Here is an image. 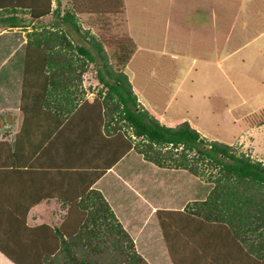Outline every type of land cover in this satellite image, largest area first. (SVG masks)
I'll list each match as a JSON object with an SVG mask.
<instances>
[{"label": "trees", "instance_id": "trees-1", "mask_svg": "<svg viewBox=\"0 0 264 264\" xmlns=\"http://www.w3.org/2000/svg\"><path fill=\"white\" fill-rule=\"evenodd\" d=\"M101 1L66 0L60 8V0H55L51 8L50 0H33L32 4L0 0V28H19L25 36L19 109L24 118L46 114L45 119L51 121L45 136L49 143L42 151L78 122L82 135L94 130L104 140L94 145L88 136L79 137L47 167L57 176L60 189L49 197L65 208L58 224L27 226L26 210L41 198L31 196L27 206L21 207L14 188L0 186V254L12 264H149L101 192L91 187L113 163L133 151L158 168L182 169L212 183L202 200L188 201L178 210L154 211L170 264H264V166L247 154H236L232 145L204 138L186 120L173 125L157 120L172 92V60L164 55L161 62L146 50L135 56L132 47L125 46L130 38H100L105 41L101 43L88 28L83 29L79 15L104 13ZM121 3L118 0L111 13H117ZM241 4V0H213L211 10L192 4L178 11L196 25L206 23L201 20L208 12L212 16L207 17L208 26L212 27L210 18L220 19L222 33L227 23L236 24L230 40L236 49L264 31V0H246L244 16L239 13ZM160 11V20L178 17L172 15L173 10ZM238 14L240 19H236ZM196 43L190 44L204 50ZM102 44L119 50L126 47L124 54L113 58L115 62L131 53L134 58L126 62L128 71L134 69L130 81L107 62ZM96 60L98 85L88 101L81 75ZM32 75L39 77L32 79ZM137 93H143L153 110L142 107ZM15 165L12 161V169H20ZM208 167L214 174H204ZM222 244L224 260H217L213 255Z\"/></svg>", "mask_w": 264, "mask_h": 264}, {"label": "rangeland", "instance_id": "rangeland-1", "mask_svg": "<svg viewBox=\"0 0 264 264\" xmlns=\"http://www.w3.org/2000/svg\"><path fill=\"white\" fill-rule=\"evenodd\" d=\"M245 1L241 0L242 4L239 8V13L242 16H244L242 9ZM60 2L62 8L66 0H60ZM101 3L105 8L104 13L79 15L78 20L83 29L88 28L90 33L94 37L96 36L95 38L99 39L101 43L105 41L100 38L109 40L121 37L130 38L134 44L131 45L129 39L125 46L130 50L132 47V54L135 56H139L146 50L157 59L165 55L172 60V63L169 64L175 70V78L171 83L172 92L167 97L163 113L156 116L158 121L166 125H173L178 121L186 120L204 138L232 145L236 154H247L252 161H257L264 166V31L234 49L230 40L236 30V24L227 23L226 29L222 33V20L215 17L210 18L212 27L208 26L210 23H207V17L211 16L208 12L203 14L202 24L207 23L203 25L200 23V25H196L190 19L187 20L184 14H179L178 10L190 9L192 4H200L204 10H211L213 0H126L118 7L117 13H111V10L117 6L118 0H102ZM53 6H56L55 0H53ZM157 10L164 13L173 10L172 15L178 17L173 18L172 21L170 19L160 20L161 15L159 16ZM239 17L238 14L236 19H240ZM87 24L89 25L87 26ZM15 30H17L16 34H21L19 28ZM18 38L20 37L18 36ZM194 40H197L196 44L203 45L204 50H197L194 45L192 47L190 43ZM207 44L209 50H206ZM101 46L107 62L115 71L119 72L118 75L123 73L130 81L131 70L134 69L128 71L126 62L133 57L131 53L123 60L115 62L113 58L124 54L126 47H121L119 50V47L116 46H106V44ZM168 46L172 53L176 51L183 54H171V51L169 52L166 48ZM172 46L175 47L171 48ZM20 49L18 47V53ZM17 54L13 56L16 60ZM159 60L162 62V59ZM12 63L16 64V61L14 60ZM97 66L96 60L94 64H89L87 70L81 75V87L88 101H91L93 96V92L89 93L88 91L95 90L98 85V79L95 76ZM15 68L13 70L21 71L22 65L17 63ZM6 71L2 70L0 76L6 78ZM133 82L137 83V80L135 79ZM136 98L142 103L144 109L153 110V105L146 101L143 93H137ZM141 163V161L132 158L133 168L140 169L143 174L138 176L137 181L136 178L132 180L131 177L129 183L132 180L133 185L131 184V186L138 189L146 183L149 188L153 187L154 194L152 196V189L150 192L146 191L145 196L148 200L156 201L161 195L162 198L178 201L186 198L185 203L191 200H202L212 187V183L199 178V182L195 183V179L186 171L183 172L185 175L181 170L175 174H171V171L158 172L148 167V163ZM208 172L214 174L215 170L209 167L204 168V174L206 175ZM129 173L130 171L127 170L123 177L126 179ZM125 186L127 187V185ZM128 189L131 191L130 188ZM135 191L128 193L123 188L120 194L123 198L127 194L134 196ZM35 211L38 216L44 218L43 221L48 218L51 225L54 222L58 224L60 221V215L48 217L55 211V206L39 205ZM64 212L65 208L61 210L63 215ZM153 213L152 211L147 216L153 218L155 217ZM148 217L145 219L146 222ZM152 221L153 219H150L148 224L153 229ZM134 228L128 225L126 230L132 233L133 240L140 249L138 250L149 264H167V260L162 259L163 249H160L162 238H158V236L161 235V232L160 235L158 232L152 233L153 237L147 235L141 237L140 235L139 239L136 234L138 231ZM238 243L240 248L243 246L242 253L247 255L246 247L240 241ZM155 248L159 250L155 251ZM252 254L254 257L255 254ZM238 259L242 258L238 257Z\"/></svg>", "mask_w": 264, "mask_h": 264}, {"label": "crops", "instance_id": "crops-1", "mask_svg": "<svg viewBox=\"0 0 264 264\" xmlns=\"http://www.w3.org/2000/svg\"><path fill=\"white\" fill-rule=\"evenodd\" d=\"M29 1L30 4H32L33 0ZM168 5H170L169 2ZM50 7L54 8L53 0H50ZM59 7L61 8L60 5ZM15 29L17 28H0V72L2 70H7L5 73L6 78L0 76V161L1 157H3L0 164V186L6 187L3 188L4 190L14 188L18 195L19 204H21V207L27 206L28 198L32 199L31 196H33V198H41L36 204H33L31 207H29V209L26 210L25 224L27 226H35L41 223L51 225V223L48 222V218L43 221L44 218L38 216L37 211H35L39 205L55 206V211H53L48 217H51V215L58 217V215H60L61 220L63 216L61 210L64 209V206L61 204V201H58L54 197H49L53 192L60 193V189L57 187V176H54L52 168L47 167L52 166V160H54V158H59V154L62 155L61 152L64 150L66 145H73L77 142L75 140L79 137L88 136V142H92L94 145H97L98 141L103 143L104 140H102L100 136L98 137V132L94 130L90 134L88 133L86 135H82V125L81 122H78L76 127L74 124H71V126L65 130V134H63L61 138H57L55 141H52V147H50L48 150H44L45 152L42 151L45 149V145L49 143L47 140L50 138H46L45 136L49 132L48 130L51 126V121L50 119H45L46 114L44 116L38 114L37 117L34 118H24L23 113L19 109L22 69L21 71L13 69H16L15 67L17 63L21 65L23 63L22 58L25 46V36L24 32L20 29L19 30L21 34H16L17 30ZM18 36L20 38H18ZM8 37H10V39H8ZM18 47L21 48L19 53ZM16 54L18 55L17 60L13 58V56ZM14 60L16 61V64H13L14 62L12 63ZM7 65L9 66L7 67ZM31 77H33L32 79H37L39 76L32 75ZM93 90L94 89L88 92H94ZM15 100L16 102H14ZM106 149L108 151V148ZM132 158L141 161L144 164L148 163L149 165L147 166L153 171H171V174L177 173L178 170H181L182 174H184L183 172L185 171L182 169L177 170L158 168L155 165L142 160L140 155L135 154L133 151H128L125 155L113 163L99 178L95 179L91 187L101 192L103 197L110 205L111 209L114 211L118 221L125 229L128 225L131 228L135 227L134 230L138 231L137 233L135 232L137 234V238L140 239V235L141 237L146 235L148 237H153L152 233L156 232H158L160 235V230L156 224L155 217L149 218L147 215L152 211L154 212L156 207H158L156 209L165 210L181 209L184 206L186 198L178 201L166 199L165 197L162 198L161 195L158 196L159 199L156 201L150 199L148 200L145 196L146 191L148 190V192H150V189L153 187L149 188L147 183L142 184L140 189L131 186V184L133 185V178H136L137 181L138 176L143 174L140 169L133 168ZM12 161H14L17 166H21L19 167L20 169H12ZM26 167L30 169H25ZM127 170H129L130 173L125 179L123 176ZM131 177L132 180L129 183ZM191 177L195 179V183L196 181L199 182L197 177L192 175ZM125 185H127V187ZM123 188L126 189L128 193L136 190L134 192V196L133 194H127L123 198V196L120 194ZM128 188H130L131 191ZM139 190L142 191V193H140ZM153 194L154 190L151 193V196ZM162 194H164V191H162ZM4 203L7 206L12 204V202ZM4 203L3 205L6 206ZM147 217L148 221L146 222L145 219H147ZM150 219H153V229L150 227V224H148ZM55 224L57 223L54 222L53 225ZM128 233L130 236L132 235L131 232ZM159 237H161V235L158 236V238ZM132 238H134V236ZM160 243V249H163V259L167 260V264H170L163 241L160 240ZM223 251L224 248L222 244L221 250L215 253L213 256L217 260L223 259V256L221 255V252ZM4 262L12 264L0 254V264H4Z\"/></svg>", "mask_w": 264, "mask_h": 264}]
</instances>
